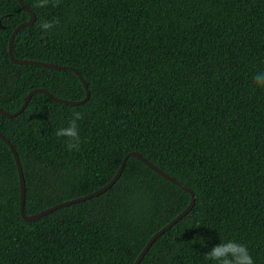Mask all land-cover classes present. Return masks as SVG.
I'll use <instances>...</instances> for the list:
<instances>
[{"label": "trees", "instance_id": "trees-1", "mask_svg": "<svg viewBox=\"0 0 264 264\" xmlns=\"http://www.w3.org/2000/svg\"><path fill=\"white\" fill-rule=\"evenodd\" d=\"M36 14L14 39L17 58L75 67L89 99L78 105L33 94L17 116L0 112L37 213L107 184L138 151L194 193L193 208L163 232L139 264H216L221 240L264 264V0H24ZM30 18L0 0V106L14 112L30 90L80 100L72 69L14 62L10 36ZM58 19L44 32L38 25ZM81 144L69 152L57 128L72 111ZM190 192L136 156L106 191L35 220L21 214L15 156L0 137V264H133Z\"/></svg>", "mask_w": 264, "mask_h": 264}, {"label": "water", "instance_id": "water-1", "mask_svg": "<svg viewBox=\"0 0 264 264\" xmlns=\"http://www.w3.org/2000/svg\"><path fill=\"white\" fill-rule=\"evenodd\" d=\"M21 5L23 6V8L25 10H27L30 13V18L21 22L19 25H17L15 27V29L13 30L11 36H10V42H9V54L11 59L14 62L17 63H23V64H38V65H44L50 68H56V69H72L81 79V81L83 82L85 88H86V96L83 99L80 100H71V99H65V98H60L55 96L54 94H52L48 89L43 88V87H37L34 88L32 90L29 91V93L26 95L24 103L21 105V107L19 109H17L14 112H9L6 109H4L3 107L0 106V112L3 113L4 115L8 116V117H14L17 116L19 113H21L26 106L28 105L29 101L31 100L32 96L34 93L36 92H44L47 95H49L52 99L56 100V101H60V102H64L67 104H72V105H78V104H83L85 103L89 97H90V89L88 86L87 81L84 79V77L80 74V72L72 66H68V65H61V64H57V63H52V62H46V61H40V60H34V59H22V58H17L14 56L13 53V44H14V39L15 36L17 34V32L23 28L24 26H30L34 23L35 19H36V14L33 12V10L24 2V0H18ZM0 137L3 138L8 145L10 146L15 159H16V163H17V167H18V171H19V175H20V184H21V214L23 216L24 219L31 221V220H35L57 208L63 207L65 205H69L75 202H80V201H84L86 199H90L94 196H97L101 193H103L104 191H106L107 189H109L121 176L122 171L125 167V164L127 162V159L130 156H136L139 159H141L142 161H144L148 166H150L151 168H153L155 171H157L158 173H160L161 175H163L164 177L168 178L169 180L173 181L174 183H176L177 185L181 186L182 188H184L186 191L190 192L191 194V200L189 202V204L187 205V207L181 211L177 216H175L171 221H169L166 225H164L162 228H160L156 233H154L152 235V237L149 239V241L146 243V245L143 247V249L141 250V252L139 253V255L137 256L136 260L134 261L133 264H139L142 259L144 258V256L146 255V253L148 252V250L150 249V247L152 246V244L156 241V239L163 233L165 232L167 229H169L173 224H175L176 222H178L181 218H183L194 206L195 203V197H194V193L192 192V190L186 186L182 181L176 179L175 177H173L172 175L166 173L164 170H162L161 168L157 167L154 163H152L151 161H149L145 156H143L142 153L138 152V151H130L128 152L122 163L120 168L118 169L117 173L114 175V177L107 183L105 184L103 187L97 189L96 191H93L91 193H88L86 195H82L79 197H75L72 199H68L62 202H59L55 205H52L46 209H43L37 213L34 214H28L25 211V197H26V183H25V177H24V172H23V168H22V163L21 160L19 158V155L17 153V150L14 146V144L10 141V139H8L3 133L0 132Z\"/></svg>", "mask_w": 264, "mask_h": 264}, {"label": "clouds", "instance_id": "clouds-1", "mask_svg": "<svg viewBox=\"0 0 264 264\" xmlns=\"http://www.w3.org/2000/svg\"><path fill=\"white\" fill-rule=\"evenodd\" d=\"M53 7H58L60 0H51ZM49 0H38L37 7L44 8L48 6ZM58 19L51 21L44 20L38 27L48 32L59 25ZM255 87L264 89V72L257 73L253 78ZM83 119V113L80 111H72L71 118L66 127L57 128L55 135L57 138L65 139V147L69 152L78 151L81 144L79 135L78 121ZM208 261H215L216 264H254L253 257L246 245L234 240H221L217 245H214L205 255Z\"/></svg>", "mask_w": 264, "mask_h": 264}]
</instances>
